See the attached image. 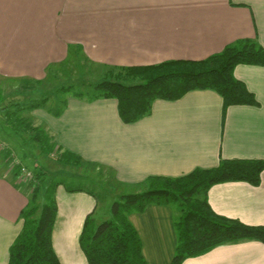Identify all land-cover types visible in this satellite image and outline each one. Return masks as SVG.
Instances as JSON below:
<instances>
[{
    "label": "crops",
    "instance_id": "0c3cea01",
    "mask_svg": "<svg viewBox=\"0 0 264 264\" xmlns=\"http://www.w3.org/2000/svg\"><path fill=\"white\" fill-rule=\"evenodd\" d=\"M241 38L264 45V0H0V75L14 79L45 80L49 67L69 57L71 45L82 46L100 65L130 66L204 59ZM235 74L259 106L232 105L224 115L218 92L192 90L177 100L157 99L150 115L124 123L116 99L69 96L61 115L38 108L31 119L86 166L107 169L108 183L117 186L114 195L142 192L150 177H179L222 159L264 160V66L239 64ZM13 171L9 162L0 167V264L9 262L28 203V189ZM93 195L57 189L52 236L62 264H88L80 236L87 215L100 209ZM208 199L219 214L264 225V171L259 185L216 183ZM179 214L172 205L156 203L131 214L150 264H171ZM182 264H264V243L227 242Z\"/></svg>",
    "mask_w": 264,
    "mask_h": 264
},
{
    "label": "trees",
    "instance_id": "16d2710c",
    "mask_svg": "<svg viewBox=\"0 0 264 264\" xmlns=\"http://www.w3.org/2000/svg\"><path fill=\"white\" fill-rule=\"evenodd\" d=\"M63 63L74 64L72 67L79 74L76 79L70 75L54 91L11 93V99L0 88V110L7 124L31 134L42 153L60 163L82 167L90 163L56 146L52 135L43 126L34 125L31 116L24 112L44 108L59 116L67 107L69 96L86 101L113 98L117 100L121 120L133 123L150 115L157 99L177 100L189 91L204 89L215 90L223 97L224 115L232 105L259 106L256 94L237 77L235 69L239 64L264 66V45L255 38H241L204 59L130 66L100 65L87 56L82 46L74 52L71 45L69 57ZM51 70L49 67V73ZM17 79L43 82L27 77ZM5 154L14 176L28 189V203L20 213L22 230L11 246L8 264H62L52 235L59 210L57 189L63 182L42 165L34 171L20 160L16 163L12 153ZM263 171V159H222L216 167L195 168L183 176L150 177L146 190L115 195L108 218L97 222L93 213L86 217L80 246L88 264H150L130 216L153 203L175 205L180 213L175 220L178 243L171 264H182L189 257L227 242L256 239L264 243V225H251L219 214L208 199L209 189L219 182L241 180L259 185ZM64 185L72 192L86 190L96 194L82 186Z\"/></svg>",
    "mask_w": 264,
    "mask_h": 264
},
{
    "label": "rangeland",
    "instance_id": "374dc122",
    "mask_svg": "<svg viewBox=\"0 0 264 264\" xmlns=\"http://www.w3.org/2000/svg\"><path fill=\"white\" fill-rule=\"evenodd\" d=\"M73 51L75 52V50ZM73 65L61 63L60 65H56L57 67L55 66V68L52 67V72L41 83L21 81L0 75V88L7 99H11V93L25 94L46 89L54 91L64 83L63 81L68 80L70 75H75V79L77 78L79 75L78 70L75 71L72 67ZM71 67L72 73L69 71ZM1 112L3 111L0 110ZM24 115L30 117L31 111H25ZM32 121L34 125L38 124L36 119ZM0 149H6L4 152L0 151V167L3 170L7 167L3 154L7 152L12 153L13 160H20L23 165H27L34 171L41 168L42 165L46 170L54 172L58 181L63 182L60 185L62 189H66L67 187L64 184H68L89 188L96 193L93 197L99 198L100 209L93 216L97 222L103 220V215L110 214V207L116 198L113 193L116 191L117 186L114 185L113 181L108 183L111 180V174L107 169L91 165L82 166L80 169H77L68 168V166L60 164L54 157L51 158L46 153L41 152L40 144L31 139V134L17 130L16 126L11 123L7 124L5 116L2 113L0 114ZM80 172H83L84 176H78ZM172 206L177 209V206Z\"/></svg>",
    "mask_w": 264,
    "mask_h": 264
},
{
    "label": "built area",
    "instance_id": "2783aa9c",
    "mask_svg": "<svg viewBox=\"0 0 264 264\" xmlns=\"http://www.w3.org/2000/svg\"><path fill=\"white\" fill-rule=\"evenodd\" d=\"M15 162L17 163V162H18V160H16ZM24 169H25V168H24ZM25 172H27V171L25 170ZM27 174H29V175H30V172L28 171V172H27Z\"/></svg>",
    "mask_w": 264,
    "mask_h": 264
}]
</instances>
